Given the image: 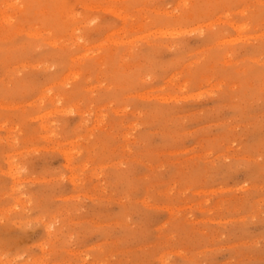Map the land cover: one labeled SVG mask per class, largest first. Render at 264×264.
Here are the masks:
<instances>
[{"label":"rangeland","instance_id":"374dc122","mask_svg":"<svg viewBox=\"0 0 264 264\" xmlns=\"http://www.w3.org/2000/svg\"><path fill=\"white\" fill-rule=\"evenodd\" d=\"M0 264H264V0H0Z\"/></svg>","mask_w":264,"mask_h":264}]
</instances>
